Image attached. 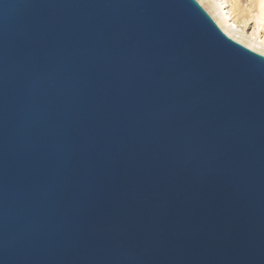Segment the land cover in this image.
Listing matches in <instances>:
<instances>
[{
    "label": "water",
    "instance_id": "water-1",
    "mask_svg": "<svg viewBox=\"0 0 264 264\" xmlns=\"http://www.w3.org/2000/svg\"><path fill=\"white\" fill-rule=\"evenodd\" d=\"M0 264H264V55L196 0H0Z\"/></svg>",
    "mask_w": 264,
    "mask_h": 264
},
{
    "label": "bare ground",
    "instance_id": "bare-ground-1",
    "mask_svg": "<svg viewBox=\"0 0 264 264\" xmlns=\"http://www.w3.org/2000/svg\"><path fill=\"white\" fill-rule=\"evenodd\" d=\"M211 11L210 17L230 39L247 49L264 55V36L258 37L257 30L264 27V2L262 0H197ZM226 9V13L222 10ZM207 10V11H208ZM234 13L237 16L233 15ZM253 24L249 35L245 34L248 24Z\"/></svg>",
    "mask_w": 264,
    "mask_h": 264
},
{
    "label": "rangeland",
    "instance_id": "rangeland-1",
    "mask_svg": "<svg viewBox=\"0 0 264 264\" xmlns=\"http://www.w3.org/2000/svg\"><path fill=\"white\" fill-rule=\"evenodd\" d=\"M197 1V0H196ZM244 1H246V0H244ZM201 7L204 9V7L205 6H202L201 5ZM208 14H209V16H210V13H211V11H209L208 9V11L206 10V8L204 9ZM222 12L223 13H226V9L225 10H222ZM233 15H235V16H237V14L236 13H234ZM252 29H253V24H248V26H246V28H245V34L246 35H249L250 33H251V31H252ZM257 33H258V37H262V36H264V27H260L258 30H257Z\"/></svg>",
    "mask_w": 264,
    "mask_h": 264
},
{
    "label": "snow or ice",
    "instance_id": "snow-or-ice-1",
    "mask_svg": "<svg viewBox=\"0 0 264 264\" xmlns=\"http://www.w3.org/2000/svg\"><path fill=\"white\" fill-rule=\"evenodd\" d=\"M262 2H264V0H262Z\"/></svg>",
    "mask_w": 264,
    "mask_h": 264
}]
</instances>
